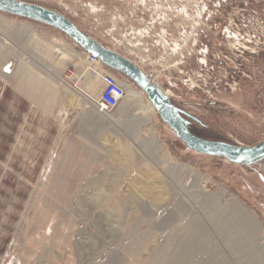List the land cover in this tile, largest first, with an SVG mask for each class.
Returning <instances> with one entry per match:
<instances>
[{"label":"rangeland","instance_id":"obj_1","mask_svg":"<svg viewBox=\"0 0 264 264\" xmlns=\"http://www.w3.org/2000/svg\"><path fill=\"white\" fill-rule=\"evenodd\" d=\"M16 1L130 60L196 136L264 141V0ZM0 38V89L48 116L47 136L25 138L24 167L0 185V230H11L0 264H264V159L236 165L189 150L144 93L110 116L77 104L101 91L82 92L85 52L50 26L0 12ZM58 76L82 94L56 88Z\"/></svg>","mask_w":264,"mask_h":264},{"label":"water","instance_id":"obj_2","mask_svg":"<svg viewBox=\"0 0 264 264\" xmlns=\"http://www.w3.org/2000/svg\"><path fill=\"white\" fill-rule=\"evenodd\" d=\"M0 12L50 26L71 39L81 50L125 77L145 93L160 119L191 151L222 158L236 165L255 164L264 159V141L248 147L197 137L189 129V115L175 107L165 92L130 60L106 48L81 32L61 14L41 6L16 0H0Z\"/></svg>","mask_w":264,"mask_h":264},{"label":"crops","instance_id":"obj_3","mask_svg":"<svg viewBox=\"0 0 264 264\" xmlns=\"http://www.w3.org/2000/svg\"><path fill=\"white\" fill-rule=\"evenodd\" d=\"M48 119L44 109H40L34 104V101L27 94H22L15 89L9 93L7 90L0 89V146L2 147V135L4 131L9 130L10 143L9 153L5 154V158L0 154V185L6 182L9 177H15V168L24 167L23 161H26L25 154H28V144L26 139L30 137L47 136L44 126ZM42 124L40 127L39 124ZM39 130L37 134L30 133L32 130ZM25 139V140H24ZM33 162V161H32ZM32 164L31 162H26ZM22 177L30 176V173L21 174ZM1 188V186H0ZM2 189V188H1ZM0 189V190H1ZM12 223V222H11ZM11 230H0V258L9 245V236Z\"/></svg>","mask_w":264,"mask_h":264},{"label":"built area","instance_id":"obj_4","mask_svg":"<svg viewBox=\"0 0 264 264\" xmlns=\"http://www.w3.org/2000/svg\"><path fill=\"white\" fill-rule=\"evenodd\" d=\"M259 46L260 41L259 43H253V46L249 48L243 47L242 49L254 50V48H260ZM249 54L255 55L253 51H250ZM86 57V64L88 65V68L87 70L85 69L83 74H88L91 77L98 75L102 82V90L98 98L94 100L91 99V105L97 114L110 116L125 100L127 94L126 90L116 81L115 77L109 73L110 69L104 66L99 59L94 58L89 54H87ZM73 74L74 71L69 70L66 78L68 79V77H75L76 75ZM259 162H256L255 164Z\"/></svg>","mask_w":264,"mask_h":264},{"label":"bare ground","instance_id":"obj_5","mask_svg":"<svg viewBox=\"0 0 264 264\" xmlns=\"http://www.w3.org/2000/svg\"><path fill=\"white\" fill-rule=\"evenodd\" d=\"M1 39V38H0ZM2 40V39H1ZM54 53L56 54V55H60V54H63L64 52H63V50L61 49V48H56L55 50H54ZM72 54V53H71ZM86 55H87V53L85 52V60H84V58H79L80 59V62H82V64H84L85 65V69L87 70V68H88V65L86 64ZM13 59V58H12ZM17 61V60H16ZM15 62V61H14ZM22 65V64H21ZM74 70H75V68H74ZM109 73L111 74V75H113L114 77H115V79H116V81L122 86V87H124V89L126 90V95L127 96H130L131 98H132V101H134V102H140L141 103V100H142V96H143V91H137V92H134V91H131V89H133L129 84H128V86H127V84H125V83H122V82H120L118 79H117V77H116V73L115 72H113L112 70H109ZM74 74H76V73H74ZM73 74V75H74ZM86 76H88V79H91L90 81H89V86H88V88L87 87H85L84 88V86H81L82 87V92L84 91L83 89H88L89 91H91V90H94L95 92H100L101 90H102V82H101V79L99 78V76L97 75V76H93V77H91V76H89L88 74H85ZM76 78H77V76H75ZM55 78V77H54ZM87 79V80H88ZM62 80V81H61ZM87 80H85V81H87ZM85 81H83V82H85ZM62 82L63 83H65L66 85H63L62 84ZM82 82V83H83ZM98 83V84H97ZM55 87L56 88H58V87H60V88H67L66 90H69L70 92H72V91H74V92H78V93H81L79 90H75V89H72L70 86H69V84L61 77H57V80L55 81ZM96 84H97V90H96V88H95V86H96ZM64 86V87H63ZM72 91H71V90ZM85 92V91H84ZM82 94V93H81ZM145 94V93H144ZM166 94V93H165ZM167 95V94H166ZM78 97V101H77V104H86V105H89L90 107H92L91 106V99L90 100H88L86 97H82V96H80V94H78L77 95ZM168 96V95H167ZM90 98V97H89ZM137 104H139V103H137ZM152 108H153V106H152ZM154 109V108H153ZM196 176H198V175H196Z\"/></svg>","mask_w":264,"mask_h":264},{"label":"trees","instance_id":"obj_6","mask_svg":"<svg viewBox=\"0 0 264 264\" xmlns=\"http://www.w3.org/2000/svg\"><path fill=\"white\" fill-rule=\"evenodd\" d=\"M191 131V130H190ZM191 133H193L192 131H191ZM194 134V133H193ZM195 135V134H194ZM197 137H199V136H197ZM201 138V137H200ZM204 139V138H203ZM207 140V139H206Z\"/></svg>","mask_w":264,"mask_h":264},{"label":"flooded vegetation","instance_id":"obj_7","mask_svg":"<svg viewBox=\"0 0 264 264\" xmlns=\"http://www.w3.org/2000/svg\"><path fill=\"white\" fill-rule=\"evenodd\" d=\"M189 125H190V122H189Z\"/></svg>","mask_w":264,"mask_h":264}]
</instances>
